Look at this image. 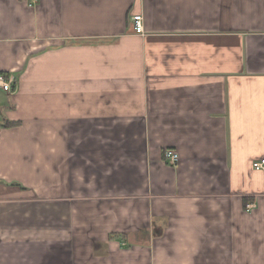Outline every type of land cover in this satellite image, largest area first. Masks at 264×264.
Wrapping results in <instances>:
<instances>
[{
    "label": "crops",
    "instance_id": "obj_1",
    "mask_svg": "<svg viewBox=\"0 0 264 264\" xmlns=\"http://www.w3.org/2000/svg\"><path fill=\"white\" fill-rule=\"evenodd\" d=\"M0 74V264H264V0H0Z\"/></svg>",
    "mask_w": 264,
    "mask_h": 264
},
{
    "label": "built area",
    "instance_id": "obj_2",
    "mask_svg": "<svg viewBox=\"0 0 264 264\" xmlns=\"http://www.w3.org/2000/svg\"><path fill=\"white\" fill-rule=\"evenodd\" d=\"M132 21H133V27L135 33L137 34L143 33L142 15L141 14L133 15ZM13 81H14L13 77L10 76L9 78H6L4 77V75L0 74V88H2V90L4 91L12 90L11 85ZM164 158L170 164H175L176 161H178L179 159V155L175 151L167 149L164 152ZM252 166L254 170L257 171L264 170V159H261L259 161H254L252 163ZM247 207L248 208L252 207V204H248Z\"/></svg>",
    "mask_w": 264,
    "mask_h": 264
}]
</instances>
